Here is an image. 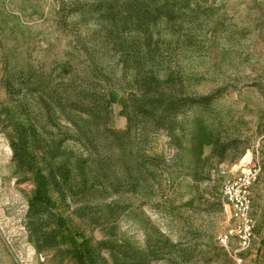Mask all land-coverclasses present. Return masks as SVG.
I'll return each instance as SVG.
<instances>
[{
  "label": "rangeland",
  "instance_id": "rangeland-1",
  "mask_svg": "<svg viewBox=\"0 0 264 264\" xmlns=\"http://www.w3.org/2000/svg\"><path fill=\"white\" fill-rule=\"evenodd\" d=\"M71 74L131 129L119 153L59 110L47 83ZM155 85L212 100L157 129L125 113ZM250 158L255 237L222 246V189ZM0 264H264V0H0Z\"/></svg>",
  "mask_w": 264,
  "mask_h": 264
},
{
  "label": "trees",
  "instance_id": "trees-1",
  "mask_svg": "<svg viewBox=\"0 0 264 264\" xmlns=\"http://www.w3.org/2000/svg\"><path fill=\"white\" fill-rule=\"evenodd\" d=\"M157 16L155 18L166 17L173 21L177 15L173 10L172 2L165 1L157 7ZM48 91L56 96V102L61 112L69 110L88 117V122L93 125L91 131L93 139H89L90 145L97 143L111 145L116 150L124 147V141L131 136V129L126 133H120L113 129L110 112V101L106 91L98 82H92L83 77H75L72 74L70 79L65 81L62 77L60 81H48ZM47 98L51 99L48 94ZM211 97L191 99L190 97H180L169 95L165 88L159 85L154 86V91L140 89V93H131L129 103L125 107V113L132 107L136 113L147 115L153 121V127L157 129H169V118L180 111V109L189 102L191 104L209 103ZM128 118L132 117L128 113ZM38 189H42L41 185ZM41 195V193H40Z\"/></svg>",
  "mask_w": 264,
  "mask_h": 264
},
{
  "label": "built area",
  "instance_id": "built-area-1",
  "mask_svg": "<svg viewBox=\"0 0 264 264\" xmlns=\"http://www.w3.org/2000/svg\"><path fill=\"white\" fill-rule=\"evenodd\" d=\"M262 170L261 164L250 158L244 169L224 184L222 199L232 227L219 235L218 240L222 246L233 241L243 249L251 246L256 225L253 216V187L259 181Z\"/></svg>",
  "mask_w": 264,
  "mask_h": 264
}]
</instances>
